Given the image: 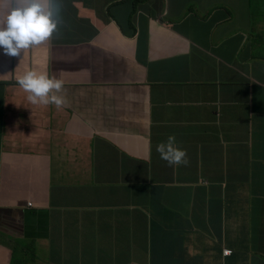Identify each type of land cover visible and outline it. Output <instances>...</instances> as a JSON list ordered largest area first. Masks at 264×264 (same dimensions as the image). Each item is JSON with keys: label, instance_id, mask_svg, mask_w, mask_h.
I'll return each mask as SVG.
<instances>
[{"label": "crops", "instance_id": "0c3cea01", "mask_svg": "<svg viewBox=\"0 0 264 264\" xmlns=\"http://www.w3.org/2000/svg\"><path fill=\"white\" fill-rule=\"evenodd\" d=\"M27 68L66 108L28 104ZM0 104V264H264V0H62L0 54Z\"/></svg>", "mask_w": 264, "mask_h": 264}, {"label": "clouds", "instance_id": "9594fccd", "mask_svg": "<svg viewBox=\"0 0 264 264\" xmlns=\"http://www.w3.org/2000/svg\"><path fill=\"white\" fill-rule=\"evenodd\" d=\"M131 1L137 4L148 0ZM61 3L62 0H11L9 4L5 3L2 12L5 16L0 22L1 56L8 61L9 55L17 56L22 49L47 40L57 29ZM165 16L162 14L159 21L163 23ZM135 33L136 28L133 27L132 32L127 35L134 37ZM17 83L25 90L30 106L40 107L45 104L58 110L66 108L65 98L59 94L65 90L63 81L55 75H50L47 70L27 68L18 76ZM71 111L73 117H77L75 111ZM156 150L161 159L172 165L174 172L180 171L187 163L185 151L177 147L175 137L172 135H169L166 141L159 143ZM31 206L32 203L29 202L27 207ZM224 254L229 255V250L225 249Z\"/></svg>", "mask_w": 264, "mask_h": 264}, {"label": "rangeland", "instance_id": "374dc122", "mask_svg": "<svg viewBox=\"0 0 264 264\" xmlns=\"http://www.w3.org/2000/svg\"><path fill=\"white\" fill-rule=\"evenodd\" d=\"M261 59H262V57H261ZM8 114H10V113L8 112V110H7L6 108H4V109L2 110V108H1V104H0V120H1V121H4V119L8 116ZM196 249L198 250V247H197ZM198 259H200V257H199V256H195V260H198Z\"/></svg>", "mask_w": 264, "mask_h": 264}, {"label": "trees", "instance_id": "16d2710c", "mask_svg": "<svg viewBox=\"0 0 264 264\" xmlns=\"http://www.w3.org/2000/svg\"><path fill=\"white\" fill-rule=\"evenodd\" d=\"M185 10H187V11H192L193 8H192V6L188 5V6H186Z\"/></svg>", "mask_w": 264, "mask_h": 264}, {"label": "built area", "instance_id": "2783aa9c", "mask_svg": "<svg viewBox=\"0 0 264 264\" xmlns=\"http://www.w3.org/2000/svg\"><path fill=\"white\" fill-rule=\"evenodd\" d=\"M226 254H228V252H226Z\"/></svg>", "mask_w": 264, "mask_h": 264}]
</instances>
